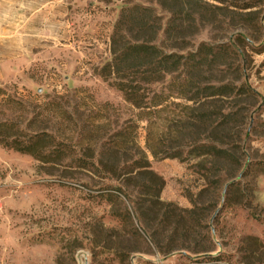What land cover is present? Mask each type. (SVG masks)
Returning a JSON list of instances; mask_svg holds the SVG:
<instances>
[{
    "label": "rangeland",
    "instance_id": "374dc122",
    "mask_svg": "<svg viewBox=\"0 0 264 264\" xmlns=\"http://www.w3.org/2000/svg\"><path fill=\"white\" fill-rule=\"evenodd\" d=\"M129 1L154 6L163 25L169 17L154 0H0V119L11 114L3 98L22 99L32 110L54 93L64 103H85L88 112L103 111L111 128L136 118L138 111L98 75ZM250 1L253 20L233 26L217 15L188 39L197 45L234 36L241 54L223 67L224 77L232 79L239 64L240 82L254 93L193 102L177 95L170 78L156 85L159 149L178 157H154L147 122L138 121L137 143L159 179L155 204L123 164L103 170L118 155L95 153V166L77 168V159L101 147L100 132L89 138V149L71 133L75 153L55 165L0 146V264H264V0ZM74 89L83 92L72 95ZM222 108L240 121L233 123V156H203L202 147L216 143L221 117L211 124L200 115Z\"/></svg>",
    "mask_w": 264,
    "mask_h": 264
},
{
    "label": "trees",
    "instance_id": "16d2710c",
    "mask_svg": "<svg viewBox=\"0 0 264 264\" xmlns=\"http://www.w3.org/2000/svg\"><path fill=\"white\" fill-rule=\"evenodd\" d=\"M154 2L168 14L166 23L163 25L154 6L126 2L110 36V58L98 71L100 77L122 93L125 103L138 111L136 118H127L120 125L115 121L111 128L110 120L103 111L88 112L85 103H64L58 93L48 95L44 103L34 105L32 110L27 109L26 102L22 99L7 97L2 99V105L11 114L0 119V146L29 154L41 164L55 165L60 164L63 157L75 153L78 143H73L71 133H76L80 141L87 142L89 149V138L100 132L103 139L100 142L101 147L96 151L95 148L92 149L87 160L77 159V168L87 170L89 166H95L96 163L91 161L95 153L118 155L122 158L115 157L111 169L103 167V170L115 172L123 164L126 168L125 174L129 177L135 172L139 188L147 192L150 204H155L157 190L153 179H159L152 171L145 152L137 143L138 121L147 122L146 147L154 157L160 154L163 158L179 155L171 153L169 149H159L161 142L154 131L152 115L155 113L154 109L161 105V101L154 87L164 84L170 78V81L175 82L177 95L193 102L200 97L204 101H228L254 93L240 82L239 64L233 67L235 76L232 79L227 81L224 77L223 67H230L236 60L238 62L241 54L232 47L236 41L234 36L227 42L218 39L214 43L199 42L197 45L190 44L189 39L198 33L203 21L215 24L217 15L228 18L233 25L238 20H253L252 15L255 12L251 10L250 0ZM204 80L207 83L199 88L198 84L202 85ZM236 82H240L238 86ZM81 92L83 89H74L72 95ZM27 113L30 115L26 116ZM217 115L221 120L214 129L219 128L220 134L212 139L215 144L202 147L204 151L201 155L231 158L236 147L232 142L237 126L234 124L240 121L235 119L237 112L225 111L223 108L219 113L209 111L200 117L212 124ZM241 117L244 118V115ZM95 119L98 120L97 126ZM179 123L183 122L179 120ZM34 124L42 126L32 129ZM209 136L211 135L208 138ZM161 186L162 181L159 184Z\"/></svg>",
    "mask_w": 264,
    "mask_h": 264
}]
</instances>
